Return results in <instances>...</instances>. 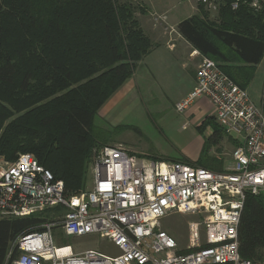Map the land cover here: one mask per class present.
<instances>
[{
    "label": "trees",
    "instance_id": "1",
    "mask_svg": "<svg viewBox=\"0 0 264 264\" xmlns=\"http://www.w3.org/2000/svg\"><path fill=\"white\" fill-rule=\"evenodd\" d=\"M238 1L237 9L231 3ZM221 0L216 19L198 5L176 26L201 56L216 63L257 65L264 56V0ZM143 10L126 0H0V158L13 162L31 154L64 185L66 195L85 187L92 148L107 146L98 135L96 110L134 74L155 46L135 18ZM220 70L234 82L224 66ZM238 87L245 89L244 85ZM213 133L195 164L222 171L208 155L224 133L213 118ZM48 212L0 219V264L10 243L39 230ZM243 260L264 264V195L247 196L238 227Z\"/></svg>",
    "mask_w": 264,
    "mask_h": 264
},
{
    "label": "built area",
    "instance_id": "2",
    "mask_svg": "<svg viewBox=\"0 0 264 264\" xmlns=\"http://www.w3.org/2000/svg\"><path fill=\"white\" fill-rule=\"evenodd\" d=\"M217 11L221 0H185ZM238 1L231 3L237 9ZM249 7L261 9L260 0ZM205 98L215 108L218 128L233 141L231 163L221 172L195 165L137 156L120 144L98 151L88 191L66 195L64 185L30 154L0 158V219L48 212L39 230L10 243V264H255L238 250V227L245 198L264 195V109L234 84L218 63L202 57L195 86L175 105L184 111ZM181 214L187 223L185 251L159 228ZM98 235L116 252L74 254L56 237ZM69 249L68 253L58 251ZM263 264V263H256Z\"/></svg>",
    "mask_w": 264,
    "mask_h": 264
},
{
    "label": "rangeland",
    "instance_id": "3",
    "mask_svg": "<svg viewBox=\"0 0 264 264\" xmlns=\"http://www.w3.org/2000/svg\"><path fill=\"white\" fill-rule=\"evenodd\" d=\"M128 1L137 9L143 10V13L136 10L134 16L155 47L159 42V36H163L168 26L174 28L178 22L193 16L191 3L198 7V4L185 0ZM208 13L209 20H214L215 12L209 10ZM160 42L162 43L160 48L151 51L138 64L133 76L96 110L93 119L94 129L98 135L103 134L111 138L108 145L120 144L137 156L197 166L182 154V150L190 147L188 151L191 153L194 151L195 154L200 136L193 128L183 127L186 115L178 113L175 109V105L181 102L180 99L189 86V75L178 61L180 58H177L176 53L165 48L166 41L161 39ZM185 55L187 56V53ZM222 141L225 143H222L223 147L219 149L221 151L219 158L227 156L231 151V145L226 142V137H223ZM101 147L103 146L92 148L82 192L88 191L93 185L91 166ZM50 218L49 214L48 219ZM192 219L188 215L172 214L159 222V228L171 235L179 249L185 251L188 238L187 223ZM56 245H68L77 255H82L87 250L106 255L116 252L107 240L95 234L62 239L56 237ZM68 252L69 249L59 251L60 254Z\"/></svg>",
    "mask_w": 264,
    "mask_h": 264
},
{
    "label": "crops",
    "instance_id": "4",
    "mask_svg": "<svg viewBox=\"0 0 264 264\" xmlns=\"http://www.w3.org/2000/svg\"><path fill=\"white\" fill-rule=\"evenodd\" d=\"M191 4L193 5V15H194L196 14L197 7L193 3ZM217 11H215L216 16H217ZM164 22H165V18H164ZM176 26L174 28L168 26L170 29H168V27L166 28L165 32L163 33V36L162 35L159 36L160 38L159 42L156 44V47H154L153 50L160 48V46L162 45V43L160 42L161 39L166 41L165 48L176 53L177 58H180L178 59V61L181 63L182 67L188 72L189 86L186 92L183 94L182 98L180 99L182 101L184 98H186L189 95V93L193 90L195 86L196 68L203 56H201L196 50H194L192 46L188 44L178 34L176 30ZM184 53L185 54L187 53V56ZM218 64L219 66L226 67L229 75L234 79V82L231 79L230 80L237 86L244 85L250 100L255 105L260 106L264 109V56L262 60L257 65L254 66L240 64L237 61H230V62H225L222 64L218 63ZM180 100H177V102ZM178 113H183V114L185 113L186 115L185 116L186 121L184 122L183 127H185L186 129L193 128L194 132L196 134L198 133L200 136V139L196 143L197 152L195 154L194 151L192 153L188 151L190 147H186L185 149L182 150L183 151L182 154L185 157L189 158L191 161H193V163H195L200 156L205 140L208 137H210L211 134L213 133V128L210 125H207L201 129L199 128L202 126L203 122L208 118H213L217 126L215 119L216 116L215 108L205 98H198L194 100L184 111ZM226 142L230 143L231 151H232L234 147L233 141L226 137ZM222 143H225V141H221L219 144L220 146L218 145L208 150V155L216 158L217 161L222 162V171H223L226 167L230 165L231 159H230V154H228L227 156L225 155L223 158L222 157L219 158L221 153L219 149L223 147L221 146ZM231 151L229 153H231ZM215 172H219V171H215Z\"/></svg>",
    "mask_w": 264,
    "mask_h": 264
},
{
    "label": "bare ground",
    "instance_id": "5",
    "mask_svg": "<svg viewBox=\"0 0 264 264\" xmlns=\"http://www.w3.org/2000/svg\"><path fill=\"white\" fill-rule=\"evenodd\" d=\"M60 251H61V250H60ZM58 254H60L59 251H58ZM61 254H64V253H61Z\"/></svg>",
    "mask_w": 264,
    "mask_h": 264
}]
</instances>
